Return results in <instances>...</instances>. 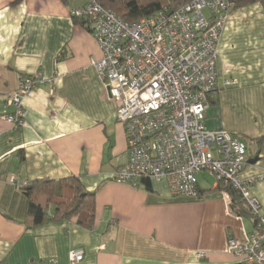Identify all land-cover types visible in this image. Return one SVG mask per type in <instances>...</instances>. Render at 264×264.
<instances>
[{
    "label": "crops",
    "instance_id": "obj_1",
    "mask_svg": "<svg viewBox=\"0 0 264 264\" xmlns=\"http://www.w3.org/2000/svg\"><path fill=\"white\" fill-rule=\"evenodd\" d=\"M89 1L0 0V264H68L73 249L83 251L79 264H239L228 239L244 241L256 219L231 213L214 181H198L202 198L194 201L171 197L163 182L146 191L111 180L128 160L127 146L116 104L91 64L103 54L87 21L71 16ZM216 66L238 85L220 90L205 121L245 142L240 178L257 177L264 173L260 3L229 14ZM34 74L52 82L36 85L24 100V125L14 129L4 120L7 100ZM68 178L95 193L92 228L72 218L28 229L24 183ZM249 195L264 216V180Z\"/></svg>",
    "mask_w": 264,
    "mask_h": 264
},
{
    "label": "built area",
    "instance_id": "obj_2",
    "mask_svg": "<svg viewBox=\"0 0 264 264\" xmlns=\"http://www.w3.org/2000/svg\"><path fill=\"white\" fill-rule=\"evenodd\" d=\"M233 10L228 0H193L126 23L90 0L71 16L87 21L103 54L91 64L116 104L126 138L128 160L111 180L133 188H144V180L163 182L171 197L194 199L197 175L206 172L217 186L237 190L256 219L244 241L228 239L227 251L239 264H264V216L249 195L264 173L241 179L248 160L245 142L204 125L209 100L238 85L216 66L221 33ZM45 81L52 82L40 74L26 76L7 100L12 112L4 120L14 129L24 125V100ZM82 260V250L69 251L68 264Z\"/></svg>",
    "mask_w": 264,
    "mask_h": 264
},
{
    "label": "trees",
    "instance_id": "obj_3",
    "mask_svg": "<svg viewBox=\"0 0 264 264\" xmlns=\"http://www.w3.org/2000/svg\"><path fill=\"white\" fill-rule=\"evenodd\" d=\"M66 2L67 0H61ZM103 8L111 10L126 23H132L140 18L150 15L157 10L167 8L175 11L193 0H95ZM239 9L254 3H260L264 8V0H228ZM80 19V18H76ZM84 20V19H81ZM217 98L209 100V105H216ZM146 191L151 190V182H141ZM23 194L27 199L26 227L33 228L47 222H61L77 219V223L86 229H91L94 222L95 193H86L80 182L74 178L59 181H33L27 183ZM218 191L224 190L230 197L229 209L231 213L241 218H253L241 194L231 186L216 187ZM179 198V197H177ZM202 196L197 186V197Z\"/></svg>",
    "mask_w": 264,
    "mask_h": 264
},
{
    "label": "rangeland",
    "instance_id": "obj_4",
    "mask_svg": "<svg viewBox=\"0 0 264 264\" xmlns=\"http://www.w3.org/2000/svg\"><path fill=\"white\" fill-rule=\"evenodd\" d=\"M204 15H207L208 12L206 10L203 11ZM212 119H207L205 121V127L207 130L211 131L210 129L212 128ZM197 180L200 181L201 183L203 182L204 184L208 185L213 183V179L209 177V175L206 172H202L201 174L197 175Z\"/></svg>",
    "mask_w": 264,
    "mask_h": 264
},
{
    "label": "water",
    "instance_id": "obj_5",
    "mask_svg": "<svg viewBox=\"0 0 264 264\" xmlns=\"http://www.w3.org/2000/svg\"><path fill=\"white\" fill-rule=\"evenodd\" d=\"M257 160H258V158L256 157L253 160H250L249 163L254 164Z\"/></svg>",
    "mask_w": 264,
    "mask_h": 264
}]
</instances>
